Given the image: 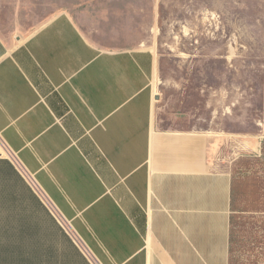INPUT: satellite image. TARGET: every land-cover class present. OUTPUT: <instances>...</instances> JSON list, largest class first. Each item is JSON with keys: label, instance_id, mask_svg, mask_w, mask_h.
Listing matches in <instances>:
<instances>
[{"label": "crops", "instance_id": "0c3cea01", "mask_svg": "<svg viewBox=\"0 0 264 264\" xmlns=\"http://www.w3.org/2000/svg\"><path fill=\"white\" fill-rule=\"evenodd\" d=\"M13 6L29 0L0 13ZM100 7L99 41L66 11L0 27V264H231L232 168L263 151L264 93L236 116L220 88L204 125L162 89L153 43H224L190 64L230 69L236 43H264V0ZM251 244L247 264H264Z\"/></svg>", "mask_w": 264, "mask_h": 264}, {"label": "rangeland", "instance_id": "374dc122", "mask_svg": "<svg viewBox=\"0 0 264 264\" xmlns=\"http://www.w3.org/2000/svg\"><path fill=\"white\" fill-rule=\"evenodd\" d=\"M27 15H19L12 9L0 13V27L4 31L31 30L59 12H69L82 30L92 40L99 41L94 17H99L100 0H29ZM25 12V11H24ZM85 15H90L88 18ZM92 18V21H91ZM102 46H119L120 43H97ZM224 43H153L161 55H167L162 69V86L167 96L176 93L174 103H181L200 116L204 125L212 120L218 107L214 93L220 88L231 90L225 105L234 109L236 116H243L245 109L250 115L260 112L264 93V43H236L235 62L230 69L216 64H190L197 57L218 54V46ZM172 57V58H171ZM225 72V73H224ZM225 75L224 78L218 76ZM173 85V86H172ZM173 87V89L171 88ZM183 89V96L181 90ZM176 104L174 108L179 106ZM217 106H216V105ZM233 125V126H232ZM226 126L233 130L235 125ZM240 130V129H239ZM234 193L232 207V263L247 264L252 239L264 240V146L257 155L246 154L232 168Z\"/></svg>", "mask_w": 264, "mask_h": 264}, {"label": "trees", "instance_id": "16d2710c", "mask_svg": "<svg viewBox=\"0 0 264 264\" xmlns=\"http://www.w3.org/2000/svg\"><path fill=\"white\" fill-rule=\"evenodd\" d=\"M234 193V192H233ZM231 263H232V260H231Z\"/></svg>", "mask_w": 264, "mask_h": 264}]
</instances>
